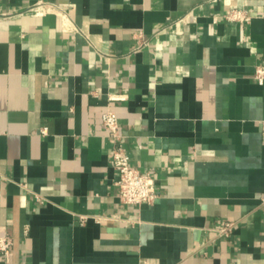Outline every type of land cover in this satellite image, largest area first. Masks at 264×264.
Masks as SVG:
<instances>
[{"label": "crops", "instance_id": "1", "mask_svg": "<svg viewBox=\"0 0 264 264\" xmlns=\"http://www.w3.org/2000/svg\"><path fill=\"white\" fill-rule=\"evenodd\" d=\"M256 66L264 0H0V264H264Z\"/></svg>", "mask_w": 264, "mask_h": 264}, {"label": "built area", "instance_id": "2", "mask_svg": "<svg viewBox=\"0 0 264 264\" xmlns=\"http://www.w3.org/2000/svg\"><path fill=\"white\" fill-rule=\"evenodd\" d=\"M246 12L239 8H231L225 15L226 19L244 21L247 19ZM254 78L258 82L264 81V67L256 66ZM101 122L109 135L117 141L120 132L118 117L115 111L106 109L101 115ZM264 133V126H263ZM111 165L117 171L118 177L116 185L119 197L126 204L151 203L156 197L154 179L149 173H143L134 166L129 159V155L120 144H116L111 152ZM231 228V223H227L222 232H227ZM10 245L9 237L0 239V252L6 254Z\"/></svg>", "mask_w": 264, "mask_h": 264}]
</instances>
